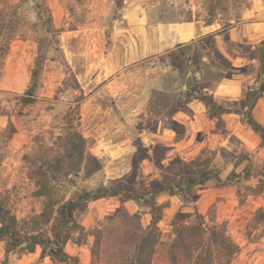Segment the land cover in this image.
<instances>
[{
	"label": "rangeland",
	"instance_id": "obj_1",
	"mask_svg": "<svg viewBox=\"0 0 264 264\" xmlns=\"http://www.w3.org/2000/svg\"><path fill=\"white\" fill-rule=\"evenodd\" d=\"M257 2L264 10V0H195L196 15L227 27L255 19ZM133 3L151 23L194 17L191 0H0V201L21 240L0 241V264H264V141L242 114L264 103V43L237 46L233 34L125 63L116 44ZM199 71L250 73L244 99L186 90ZM193 98L208 111L188 127L177 111L191 115ZM29 234L61 238L67 258Z\"/></svg>",
	"mask_w": 264,
	"mask_h": 264
},
{
	"label": "crops",
	"instance_id": "obj_2",
	"mask_svg": "<svg viewBox=\"0 0 264 264\" xmlns=\"http://www.w3.org/2000/svg\"><path fill=\"white\" fill-rule=\"evenodd\" d=\"M191 3L194 4L193 7L191 6L194 15L192 19L159 20L154 23L149 22L145 7L140 3L131 4L127 9V24L124 27L127 34H119L122 37H118V41H121L123 46L119 43L116 44L118 48L125 47L127 49V61L125 63H137L140 60H148L191 44L205 46L209 39L218 40L219 44L224 45L226 40L229 39L231 41L230 38L233 34L236 38L232 42L237 44V46H239V43L244 42L256 48L257 44L261 45L264 43V10L258 5V2L256 3L257 6L252 8V13L256 16L255 19L251 21L238 19L227 27L223 26L218 20L205 22L197 17L195 0H191ZM229 36L230 38H226ZM201 58L203 61L202 65L207 66L209 64V67H213L210 53L203 52ZM253 60L256 59L254 58ZM199 74L202 78L201 81L192 74L195 80L194 85L201 83L204 87L203 90L209 91V95L224 97L227 101L234 100L236 102L244 99L241 96L238 85L244 86L242 84L244 82L249 83L251 79L250 73L242 71H236L232 74L225 72V75H222L219 79L208 77L202 71H199ZM187 105L191 109V115L188 112L179 110L177 111L179 120L186 123L188 127H195L201 124L200 121L204 120L208 111L207 105L198 98H193ZM263 105L264 103L261 102V99L256 98L252 108L254 118L262 124H264ZM226 107L225 119L229 123L236 121V113H234L236 111L230 110L229 106ZM248 107L244 105L242 108L247 110ZM242 114L244 115V113ZM188 133V142H190L194 133H192V130H189ZM260 139L263 142L261 137Z\"/></svg>",
	"mask_w": 264,
	"mask_h": 264
},
{
	"label": "trees",
	"instance_id": "obj_3",
	"mask_svg": "<svg viewBox=\"0 0 264 264\" xmlns=\"http://www.w3.org/2000/svg\"><path fill=\"white\" fill-rule=\"evenodd\" d=\"M1 53L3 50V46L0 48ZM44 57H45V51L41 48L39 51L36 59H35V65L32 71L31 75V81L29 88L27 90V94L30 96H34L36 93L37 88L40 85V77L43 70V64H44ZM261 92L259 90H256L255 96L257 97L260 95ZM212 100V98H211ZM237 103V102H235ZM252 108L253 104L248 107L246 112H244V115L247 116V121L252 127V129L257 132L262 140L264 141V124L257 121L253 114H252ZM72 201H69L68 203L63 205V209H67V211H63L66 214V218L73 220L72 215L69 212V207L72 205ZM17 218L15 215L11 214L10 210H8L3 203L0 201V241H6L10 245H20L21 240L17 237ZM28 239L32 241L34 244H40L43 247H50V255L53 257L60 256L64 257L63 260H65L67 257L66 252L63 248V242L62 239L57 237L53 242H49L43 238H41L38 234H29ZM32 250V249H31ZM70 258H72L70 256ZM62 259V258H61Z\"/></svg>",
	"mask_w": 264,
	"mask_h": 264
},
{
	"label": "water",
	"instance_id": "obj_4",
	"mask_svg": "<svg viewBox=\"0 0 264 264\" xmlns=\"http://www.w3.org/2000/svg\"><path fill=\"white\" fill-rule=\"evenodd\" d=\"M195 80L193 78V75L191 72L187 74L186 80H185V89H190L194 86ZM259 91L264 92V81L259 86Z\"/></svg>",
	"mask_w": 264,
	"mask_h": 264
}]
</instances>
